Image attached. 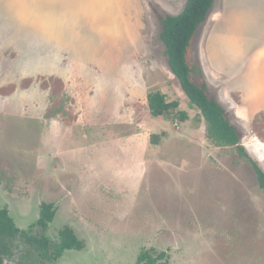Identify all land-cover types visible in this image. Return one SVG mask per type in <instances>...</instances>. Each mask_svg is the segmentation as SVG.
Listing matches in <instances>:
<instances>
[{
    "label": "rangeland",
    "instance_id": "374dc122",
    "mask_svg": "<svg viewBox=\"0 0 264 264\" xmlns=\"http://www.w3.org/2000/svg\"><path fill=\"white\" fill-rule=\"evenodd\" d=\"M187 1L0 0V208L30 235L56 243L67 225L85 243L47 264H137L143 251L264 264L252 164L207 138L167 63L151 5L177 16ZM189 62L264 171V0H215ZM157 91L180 103L167 118L151 115ZM44 202L46 231L33 226ZM27 249L17 238L7 262Z\"/></svg>",
    "mask_w": 264,
    "mask_h": 264
},
{
    "label": "trees",
    "instance_id": "16d2710c",
    "mask_svg": "<svg viewBox=\"0 0 264 264\" xmlns=\"http://www.w3.org/2000/svg\"><path fill=\"white\" fill-rule=\"evenodd\" d=\"M215 0H188L182 13L172 16L164 13L155 5L152 9L162 25L161 40L166 49L168 66L178 79L183 93L190 101L193 109H198L206 123L207 138L223 147H237L248 158L257 175L259 185L264 191V171L252 159L242 146V136L238 129L229 121L224 108L209 95L207 85L198 86L194 82L193 70L189 62V51L192 40L202 25L210 16ZM148 103L153 118L169 117L173 110L180 107L179 102H169L167 96L159 91L148 95ZM179 120H187L186 112H181ZM152 144L159 142L152 137ZM56 207L53 203H42L40 215L36 224L46 231L54 222ZM32 226V227H33ZM23 238L28 246L20 264H47L60 260L67 251H83L85 243L77 236L70 226H63L57 234L54 243L46 235H30L17 227L7 208H0V264L4 259L13 257L15 241ZM166 257V253L155 255L151 251H143L138 257L137 264H158Z\"/></svg>",
    "mask_w": 264,
    "mask_h": 264
},
{
    "label": "water",
    "instance_id": "95a60500",
    "mask_svg": "<svg viewBox=\"0 0 264 264\" xmlns=\"http://www.w3.org/2000/svg\"><path fill=\"white\" fill-rule=\"evenodd\" d=\"M4 264H9L6 259H4Z\"/></svg>",
    "mask_w": 264,
    "mask_h": 264
},
{
    "label": "flooded vegetation",
    "instance_id": "af4514ba",
    "mask_svg": "<svg viewBox=\"0 0 264 264\" xmlns=\"http://www.w3.org/2000/svg\"><path fill=\"white\" fill-rule=\"evenodd\" d=\"M72 228V227H71ZM73 229V228H72Z\"/></svg>",
    "mask_w": 264,
    "mask_h": 264
}]
</instances>
